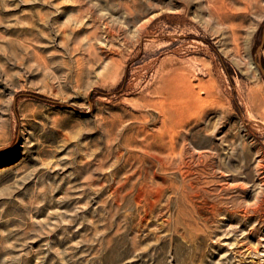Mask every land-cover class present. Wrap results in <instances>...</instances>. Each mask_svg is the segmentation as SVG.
<instances>
[{"label":"rangeland","instance_id":"rangeland-1","mask_svg":"<svg viewBox=\"0 0 264 264\" xmlns=\"http://www.w3.org/2000/svg\"><path fill=\"white\" fill-rule=\"evenodd\" d=\"M258 66L264 0H0V264H264Z\"/></svg>","mask_w":264,"mask_h":264},{"label":"water","instance_id":"water-1","mask_svg":"<svg viewBox=\"0 0 264 264\" xmlns=\"http://www.w3.org/2000/svg\"><path fill=\"white\" fill-rule=\"evenodd\" d=\"M259 49H260V48H258V49H257V53L259 52ZM258 67H259V69H260L261 73H262V74H263V76H264V71H263V69L261 68V66H258Z\"/></svg>","mask_w":264,"mask_h":264},{"label":"bare ground","instance_id":"bare-ground-1","mask_svg":"<svg viewBox=\"0 0 264 264\" xmlns=\"http://www.w3.org/2000/svg\"><path fill=\"white\" fill-rule=\"evenodd\" d=\"M145 146V145H144ZM264 166V165H263ZM125 185V184H124ZM258 186V185H257ZM132 196V195H131Z\"/></svg>","mask_w":264,"mask_h":264}]
</instances>
